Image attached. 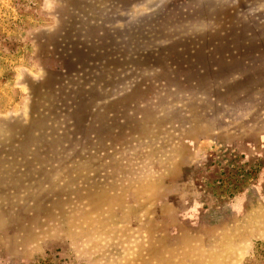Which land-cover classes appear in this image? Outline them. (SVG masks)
I'll return each instance as SVG.
<instances>
[{
	"label": "rangeland",
	"instance_id": "obj_1",
	"mask_svg": "<svg viewBox=\"0 0 264 264\" xmlns=\"http://www.w3.org/2000/svg\"><path fill=\"white\" fill-rule=\"evenodd\" d=\"M0 264H264V0H0Z\"/></svg>",
	"mask_w": 264,
	"mask_h": 264
}]
</instances>
